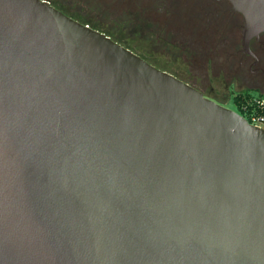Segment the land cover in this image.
Instances as JSON below:
<instances>
[{
	"label": "water",
	"instance_id": "95a60500",
	"mask_svg": "<svg viewBox=\"0 0 264 264\" xmlns=\"http://www.w3.org/2000/svg\"><path fill=\"white\" fill-rule=\"evenodd\" d=\"M243 43L264 0H228ZM0 264H264V129L48 0H0Z\"/></svg>",
	"mask_w": 264,
	"mask_h": 264
},
{
	"label": "flooded vegetation",
	"instance_id": "af4514ba",
	"mask_svg": "<svg viewBox=\"0 0 264 264\" xmlns=\"http://www.w3.org/2000/svg\"><path fill=\"white\" fill-rule=\"evenodd\" d=\"M67 4L54 7L156 68L167 71L160 59L179 60L183 72L222 74L227 90L253 91L264 98V31L244 44L242 15L228 0H69Z\"/></svg>",
	"mask_w": 264,
	"mask_h": 264
},
{
	"label": "rangeland",
	"instance_id": "374dc122",
	"mask_svg": "<svg viewBox=\"0 0 264 264\" xmlns=\"http://www.w3.org/2000/svg\"><path fill=\"white\" fill-rule=\"evenodd\" d=\"M69 0H49V2L56 7H61L59 2H64L68 5ZM83 22H88L86 19H82ZM103 27V26H102ZM96 28H101L100 25H97ZM106 28V27H105ZM105 32L111 34L114 38H117L112 30H107L102 28ZM177 62L164 61L163 59L159 60L161 65H164L168 72L172 73L179 79L189 82L193 86L199 88L205 96L210 97L211 99L229 107L237 110V107L232 99V95L236 93H244L247 91L239 90H227L225 85L222 84L223 75L222 74H201V73H189L182 71V64ZM252 95H257L255 92H250ZM231 97V98H230ZM238 111V110H237Z\"/></svg>",
	"mask_w": 264,
	"mask_h": 264
},
{
	"label": "built area",
	"instance_id": "2783aa9c",
	"mask_svg": "<svg viewBox=\"0 0 264 264\" xmlns=\"http://www.w3.org/2000/svg\"><path fill=\"white\" fill-rule=\"evenodd\" d=\"M244 117L249 123L264 129V98L252 95L245 101L240 102Z\"/></svg>",
	"mask_w": 264,
	"mask_h": 264
},
{
	"label": "trees",
	"instance_id": "16d2710c",
	"mask_svg": "<svg viewBox=\"0 0 264 264\" xmlns=\"http://www.w3.org/2000/svg\"><path fill=\"white\" fill-rule=\"evenodd\" d=\"M252 94L249 93V92H244V93H236L233 95L232 99L237 107V110L239 113H241L242 115H244V111L241 109V106H240V102L242 101H245L247 98L251 97ZM260 97V96H258Z\"/></svg>",
	"mask_w": 264,
	"mask_h": 264
}]
</instances>
